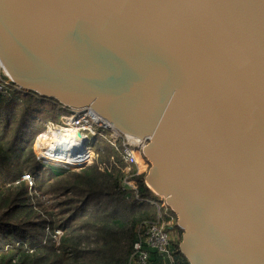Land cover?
<instances>
[{
    "label": "water",
    "instance_id": "obj_1",
    "mask_svg": "<svg viewBox=\"0 0 264 264\" xmlns=\"http://www.w3.org/2000/svg\"><path fill=\"white\" fill-rule=\"evenodd\" d=\"M0 68L148 140L189 264H264V0H0Z\"/></svg>",
    "mask_w": 264,
    "mask_h": 264
},
{
    "label": "trees",
    "instance_id": "obj_2",
    "mask_svg": "<svg viewBox=\"0 0 264 264\" xmlns=\"http://www.w3.org/2000/svg\"><path fill=\"white\" fill-rule=\"evenodd\" d=\"M2 80L9 79L0 68V87ZM45 107L57 121L65 112L59 103L35 93L21 94L15 86L0 88V264H128L137 228L157 219L151 201L160 198L147 187L143 175L135 177L136 190L122 189V172L109 159L116 156L119 164L122 160L105 140L97 141L102 152L90 164L52 167L42 175L39 170L44 166L33 163L31 146L41 125L50 119L42 120ZM28 174L35 190H47L43 195H49L53 205L34 203L23 179ZM43 206L48 222L40 215ZM169 213L177 232L173 243L177 263L189 264L180 251L183 231L170 208ZM149 252L153 261L160 262L155 250Z\"/></svg>",
    "mask_w": 264,
    "mask_h": 264
},
{
    "label": "built area",
    "instance_id": "obj_3",
    "mask_svg": "<svg viewBox=\"0 0 264 264\" xmlns=\"http://www.w3.org/2000/svg\"><path fill=\"white\" fill-rule=\"evenodd\" d=\"M4 86L13 87L14 85L12 81L9 79V80H4L0 88L3 89ZM64 110L70 112V116L66 118L67 121L63 123L62 126L67 124L71 119L75 120L74 122H72L73 124L72 127H74L75 125H80L79 127H86V128H80L77 131V133L84 135L89 140L88 149L90 150V153L83 156L81 158L80 163L74 165L82 166L88 163L90 164L92 162L91 159L94 154L92 151L95 150L94 149L95 143L98 140L106 139L105 141H107L108 138H106V132H109V135L112 137L114 142L120 140L121 138L124 139V144L127 143L126 144L127 147L124 152L126 162L130 158H133V150L135 148H139L143 155V150L148 144L147 139H142L144 141V144H141L140 147L138 146L135 147L131 145V143H129V141L126 138L127 136L125 134H120L118 132H115L114 130H110L107 127H101L96 122L89 119H78L79 115H77L78 117H76V115L72 112L73 109H64ZM50 126L48 127L49 129L50 128L56 129L57 127H61L60 125H53V124H51ZM114 133H117L118 136L115 137ZM42 134H40V136ZM111 145L116 147V144L115 145L111 144ZM38 163H40L41 165L54 166L51 163L47 162V160L42 156L38 158ZM63 166H64L63 168L65 169H70V167L73 165L63 164ZM102 170H104V166L102 167ZM23 179L24 181H29L30 183L33 180L30 174L24 175ZM122 189L125 190L126 188L122 186ZM127 189L129 190L128 186ZM136 189L137 188L130 190H136ZM159 200L160 202L151 201L157 208V219L155 221L142 222L137 228V239L134 243L133 253L130 256L128 264H178L176 258V251L173 249L174 248L173 243L177 241L176 235L173 232L174 220L170 218L169 207L166 204L165 200L164 199H159ZM150 249L155 250L157 252L158 257L160 258V262L153 261V259H151V255L149 252Z\"/></svg>",
    "mask_w": 264,
    "mask_h": 264
},
{
    "label": "rangeland",
    "instance_id": "obj_4",
    "mask_svg": "<svg viewBox=\"0 0 264 264\" xmlns=\"http://www.w3.org/2000/svg\"><path fill=\"white\" fill-rule=\"evenodd\" d=\"M17 91L20 92L21 94H23V92L19 91L18 89H17ZM44 102H46L48 104L47 101H44ZM48 110H49L48 107H45V112L44 113L43 112L40 113L42 115V118H43L42 120L43 121L44 120L46 121L49 117H50V119H48V121L46 123H43V125H45V126L41 125L42 128L40 129V132L35 136V138L33 140V144L31 146L33 148V150H34V161H33V163L35 162L36 164H38L37 163L38 162V158H40V155H42V151L46 147V144H44L45 138H47V135L49 134L50 130H53L52 128L49 129L48 127L51 124L62 126V124L67 121L66 118H68L70 116V112H66L65 111L64 114H59L58 121H57L54 118H52L53 115H50L48 113ZM74 114L76 115L75 111H74ZM54 116L57 118L56 114H54ZM1 122H3V118H1ZM53 128H54V126H53ZM57 128H59V127H57ZM40 134H42V135L40 136ZM106 138H108V140L106 141V144H113V145L116 144V147L113 146V148L116 149V154H117V156H119V160H122V163L119 164L117 162L118 160H117L116 156L111 157L109 159V161H111V163H113V165H117V168L119 170H121V172H122V175H123L122 186H124L126 189H127V186H128L129 190L137 188L135 177L139 176V175H143V176L146 177V174H147V172L149 170V167H150L148 162H147V160H146V158L143 157L142 152H141V150L139 148H135L133 150V158H130L126 162L125 161V153L124 152L126 150V147H127L126 144L127 143L124 144V139L120 138V140L114 142L112 137L109 135V132H106ZM99 142L95 143V146H94L95 150L92 151L94 153L93 156H92V159H91L92 161H94L95 159H98V156L102 152V148H98L97 147V145L100 144ZM89 152H90V150H89ZM103 162H106V160H103ZM88 164H85L84 166H86ZM43 166H44L43 167L44 169L39 170V172L42 175L47 174L49 172V169L52 168V166H48V165H43ZM79 166L80 165H73V166L70 167V169H73V168L75 169V168H78ZM54 167H58V166L55 164ZM61 167H64V166L62 165ZM36 174H38V172H36ZM25 182L30 187V195L35 197L33 199L34 203H36V204L39 203L40 204V203L43 202L45 207H48V206H51V205L54 204L55 201L53 202L52 201L53 199H51V201H48L51 198L49 195H47V196H46V194L43 195L44 192H46L47 190L42 192V193H40L39 191L35 190V188H36L35 181L32 180L31 183L29 181H25ZM155 198H157V197L155 196ZM44 206L41 208L42 214L40 213V215H41V217H44V218L46 217V220L48 222L51 219L47 215L43 214V213H46V211L44 209ZM61 218H62L61 222H63L64 221V217H61ZM58 234H61V232L59 231ZM176 234H177V232H175V235Z\"/></svg>",
    "mask_w": 264,
    "mask_h": 264
},
{
    "label": "bare ground",
    "instance_id": "obj_5",
    "mask_svg": "<svg viewBox=\"0 0 264 264\" xmlns=\"http://www.w3.org/2000/svg\"><path fill=\"white\" fill-rule=\"evenodd\" d=\"M79 115L78 119H89L96 122L101 127L110 128V124L104 120H102L99 116L94 114L90 111V109H77L72 110V112ZM75 120H70L67 124L50 130L47 138H45L44 144L46 147L42 151V156L47 160V162L51 163L52 165H63V164H77L80 163L81 158L87 154H89L88 143L89 140L81 134H78L77 131L80 128L86 127H79L80 125H75L72 127V122ZM116 132V131H115ZM127 140L131 145L140 147L141 144H144L142 139L139 140H130L128 135L125 134ZM114 136H118L117 133H114ZM152 191L163 199L162 196L157 194L154 189Z\"/></svg>",
    "mask_w": 264,
    "mask_h": 264
},
{
    "label": "clouds",
    "instance_id": "obj_6",
    "mask_svg": "<svg viewBox=\"0 0 264 264\" xmlns=\"http://www.w3.org/2000/svg\"><path fill=\"white\" fill-rule=\"evenodd\" d=\"M58 167H60V168H63V167H61V165H57ZM52 167H54V166H52Z\"/></svg>",
    "mask_w": 264,
    "mask_h": 264
},
{
    "label": "crops",
    "instance_id": "obj_7",
    "mask_svg": "<svg viewBox=\"0 0 264 264\" xmlns=\"http://www.w3.org/2000/svg\"><path fill=\"white\" fill-rule=\"evenodd\" d=\"M157 202H160V200L157 199Z\"/></svg>",
    "mask_w": 264,
    "mask_h": 264
}]
</instances>
